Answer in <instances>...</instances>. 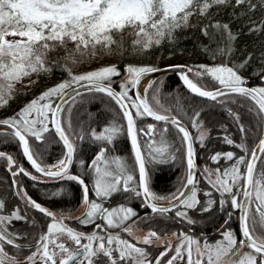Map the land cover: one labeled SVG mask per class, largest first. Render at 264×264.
Segmentation results:
<instances>
[{"label":"snow or ice","instance_id":"obj_1","mask_svg":"<svg viewBox=\"0 0 264 264\" xmlns=\"http://www.w3.org/2000/svg\"><path fill=\"white\" fill-rule=\"evenodd\" d=\"M244 5L247 11L258 7L253 0H0V105L8 102L14 83L30 73L49 72L56 67L67 72L64 79L45 87L17 113L0 119V125L7 126L0 128V135L18 140L23 157L40 174L39 177L33 175L12 154L0 151V158L6 159V168L13 177L11 187L32 209L50 218L46 231L42 230L35 239L34 247L28 243L20 244L18 238L26 237L27 233L12 230V221L25 220L29 225L35 222L27 220L26 213L22 215L19 206L5 212V202L0 200V264H35L37 260L39 264H57V258L58 264H175L177 260L183 261L185 256L186 264H204L205 260L206 264H264V156L261 155L264 154V74H260L264 73V56L252 68V73L258 74L261 83L250 86L242 70L252 62L253 53L247 52L237 61L228 63L234 53L238 33L232 30L229 23L213 20L211 24H202L200 31L208 36L211 27L220 34L221 43L216 48L204 47L214 61L219 57L220 62L180 66L178 75L183 85L192 94L221 104L241 132L239 142L227 134L224 135V142L235 145L243 154L213 152L209 156L211 161L216 162L223 157L225 161H231L230 164L222 170L208 166L201 169V175L209 186L202 189L203 200L198 196L201 189L195 176V150L188 128L160 103V88H153L154 80L145 85L143 96L138 89L143 76L160 69L146 63L125 64L124 78L119 81L117 91L112 86L113 77L121 72L116 64H104L75 73L67 64H59V57L51 58L54 53L62 51L64 59L78 64L85 56L98 52L111 54L117 49L121 52L126 49L144 52L153 45H160L165 39L173 41L176 31L189 26L194 16L205 17L213 8L221 6L236 8ZM259 7L264 8V2ZM250 23V32H264V18L259 24L255 21ZM126 36L130 40V48ZM74 53L79 55V59ZM209 77L219 87L205 84V78ZM28 83L32 85L35 81ZM130 88L135 90V96L130 94ZM150 89L152 101L157 107L149 102ZM97 93L115 102L122 114L121 120L113 117L99 130L90 126L86 132L82 124L74 128L72 105L78 99L82 100V94L94 97ZM237 97L248 99L255 105L250 110L256 112L260 137L250 154L240 114L225 103L226 99L234 103ZM132 109L135 110L134 115ZM200 113V109H193L188 118L197 130L195 140L203 146L208 130L199 119ZM140 117L163 122V127L157 128L148 123L147 131L143 127L137 128L136 118ZM122 122H126L134 166H130L124 157L110 154L109 146L124 131ZM169 123L182 134L186 179L181 178V186L175 191L162 195L150 187L151 177L138 142V132L153 137L146 142L148 163L174 161L176 157L170 150L166 135ZM156 135L159 140L155 139ZM49 137L58 138L62 143V155L53 164L45 163L43 152L34 148L35 142H47ZM30 138L34 141L30 142ZM85 139L95 145L94 155L89 161L79 158L81 149L77 141L82 143ZM73 164L78 166L79 172L71 171ZM85 166L87 172L84 171ZM134 170H138V179ZM18 174L33 181L46 177L77 182L82 191L80 203L84 212L75 219L79 225H91L97 220L102 223H96L87 232L69 226L64 222L65 214L58 217L27 194L16 179ZM85 175L88 176L87 182ZM213 190L219 194L220 210L223 211L229 201L231 210L239 209V240L227 227L221 232L220 239L209 242L205 238L203 243L183 230L172 231L177 241L173 250L171 240L161 239L158 231L149 227L142 237H135V240L152 245L155 238L166 244L153 259L147 247L121 235V231L131 234L137 222L157 218L195 225L198 221L192 213L204 214L215 209L217 201L212 197ZM64 192L66 189L60 187L52 195L60 196ZM115 196L122 197L124 202L106 206V202ZM129 199L139 200L140 207L150 209V213L140 216L128 203ZM160 200H168L169 203L165 206L156 202ZM232 215L233 212L229 211L226 222ZM132 217L135 219L125 226V222ZM117 228L121 231L110 230ZM61 235L66 236L73 247L58 240ZM6 245L14 249V254L7 250ZM24 249H28L27 255H24L23 261L17 260V254ZM166 253L170 254L166 256Z\"/></svg>","mask_w":264,"mask_h":264},{"label":"trees","instance_id":"obj_2","mask_svg":"<svg viewBox=\"0 0 264 264\" xmlns=\"http://www.w3.org/2000/svg\"><path fill=\"white\" fill-rule=\"evenodd\" d=\"M253 2L258 4V7L253 11H247L246 5L236 8L231 6H221L218 9L213 8L205 17L194 16L189 26L176 31V38L173 41L165 39L160 45H153L150 49L145 50L144 52H132L129 49H126L123 52L117 49L111 54L98 52L96 55L89 54L85 56L88 58H86V60L82 59L78 64H73L70 61V66H67L71 68L73 72L78 73L88 69L87 66L89 65L90 59L96 58L101 62V65L114 63L121 70L119 75L113 77L112 86L118 91V80L124 76L125 64L146 63L153 65L156 68H160L168 64H180L184 66L197 65L200 63L212 64L215 62H220L219 57H217V60L214 61L208 52L204 50L205 46H207L209 49L216 48L217 45L221 43L220 34L215 32V30L211 27L208 29V36H205L200 31V26L202 24H211L213 20H219L221 23H229L232 30L238 33L234 42V53L228 63L231 64L233 61H237L238 58H242L247 54V52H252V62L245 69H243L242 72L246 77H248L247 83L250 86L257 85L261 82L259 81L258 74L252 73V68L254 65L259 64L261 57L264 56V32H250L249 28L251 27L250 21H255L257 24H259L261 19L264 18V8L259 7V4L264 2V0H253ZM125 40L129 44L130 48V40L127 36L125 37ZM74 55H76L79 59L78 54L74 53ZM58 57L59 64H66L64 53L62 51L59 53H54L51 58L57 59ZM30 75H32L31 81H35V83L32 85H29L28 83L25 88L16 92L13 90L11 96L8 97V102L5 105H0V119L17 113L25 103L31 100L45 87L53 84L54 79H64L67 76V72L59 67H56L49 72H42L39 74L30 73ZM189 75L191 77V73H189ZM154 81L156 85L160 84L159 94L162 105L166 103L167 100L165 99L167 95L171 96V99L174 97L175 103H171L170 105L166 104L164 106L169 108L172 114L177 115L180 118L181 122L188 128L190 134L193 137L196 158V178L198 180V186L201 189V191L198 192V196L201 198V200H203L205 197L202 189L209 186L204 180V177L201 175V169L204 166H208L213 169L219 167L222 170L231 162L225 161L223 157H221L220 160L213 162L209 159V156H206V154L210 151H233L238 155L243 154L240 149L235 147V145H229L224 142L225 134L230 135L233 140L239 142L241 137L239 127L236 123H234L233 118L227 113L221 104L190 94L183 88L175 74H166L155 78ZM204 83L210 87H219L218 83L212 81L210 77L205 78ZM73 86L75 85H72V87ZM149 91L148 99L149 102L152 103V97H150L152 89ZM228 95L233 96L235 94ZM69 103H71V101H69ZM225 103L228 107H231L234 111H237L240 114L241 122L245 125V142L248 145L250 154L253 146L260 136V128L257 127L256 112L250 110V108H255L254 102L248 99L237 97L234 103L231 99H226ZM152 105L153 107H157V105L154 103H152ZM197 108L201 110L199 119L204 122L203 127L208 130V135L205 138L203 146L199 141L195 140L197 130L192 126V121L188 118L193 114V109ZM66 110L67 108H65V112ZM132 112L134 115L135 110L132 109ZM185 113H187V116H185ZM113 117L121 120L122 114L119 113V108L117 105H115V102L102 93H97L94 97L87 94H82V100L78 99L77 102L72 105L71 121L73 127L79 128L82 124L86 132L90 130V126H96L97 130H99L100 126H102L104 123H107ZM122 123L124 131L115 139L114 144L109 146L110 154L122 156L126 159L130 166H134V156L131 151V144L127 137L125 123ZM148 123L156 125L157 128L163 127L162 123H157L147 119L146 117L136 118L137 128L143 127L145 131H147L146 125ZM249 129H251V131H249ZM166 135L170 150L175 155L176 159L174 161L169 160L167 163H148L149 157L147 155L148 149L146 148V142L149 139H153V137L146 136L143 133L138 132V142L141 146L142 152L145 155L149 175L151 173L150 187L153 191L162 195L175 191L181 186V178L186 179V160L184 159L185 149L184 145L182 144V134H179L178 130L174 126L168 125V131ZM155 139L159 140V136L156 135ZM33 141L34 138H30V142ZM77 143L81 149L79 152V158L85 159L86 161L91 160V157L94 155L95 145H93L87 139H85L82 143L79 141H77ZM34 148L37 151L43 152V161L47 164H53L62 155V145L57 138L49 137L47 142H35ZM0 151L12 154L19 164H22L26 169L32 172L33 175H36L23 161L17 140H14L6 135H0ZM261 155L264 156V154ZM176 163L178 166L177 171L174 170ZM71 171L75 173L79 172L80 169L76 164H73ZM84 171L87 172L86 166ZM134 174L136 175V170H134ZM84 178L87 182L88 176L85 175ZM12 179L13 177L6 168V159L0 158V200L5 202L4 211L8 212L13 207L19 206L21 214L24 215L26 213L27 220L35 222L34 225H29L25 220L14 219L11 223L12 230L27 233L26 237L22 236L18 238V243H28L33 246L34 241L36 238H38L40 232L42 230L46 231L47 220L50 218H47L43 213L32 209L31 206L26 204V202H22L20 197L16 195L15 189L11 187ZM16 179L19 184L23 185L24 190L29 196H31L33 199H36L51 211L55 212L58 217L61 214H65L64 221H67L66 223L69 224V226L87 232L91 231L96 223H102V221L97 220L91 225H79L78 220L75 219L76 217L80 216H76V213L78 212V208L81 204L80 198L82 195V191L77 182L68 180H46L44 178L33 181L30 177L24 176L23 174H18ZM60 187L65 188L66 192L62 193L60 196H53L52 192L56 188ZM89 187L91 189V185H89ZM89 195L91 198V191ZM212 197L217 201L215 209L204 214H200L198 212L192 213V215L198 221L195 225L189 226L186 223H173L170 219L166 220L157 218L156 220L152 221V224L151 221H144L143 223L137 222L133 228L143 227L142 229L148 230L149 227H153L158 231L160 237L172 235L168 233L172 230H176L177 232L179 230H183L191 235H194L201 243H203L205 238L209 242L220 239L221 232L225 227H227L237 235V239L239 240L238 209L231 210L229 201L225 206V209L222 211L220 210V206L218 204L219 194L215 193L213 190ZM122 202H124L122 197L115 196L106 202V206H113ZM156 202L166 203L168 200H160ZM128 203L140 216H143L145 212L150 213V210L147 208L140 207L139 200L129 199ZM69 209H71L70 216L73 220L68 218ZM229 211H232L233 215L230 219H227L226 222ZM172 215H174V213H172ZM134 219L135 217L130 218L129 221L125 222V226L131 223V221ZM189 228L191 229L190 232ZM110 230L121 231L118 228ZM121 235L124 238L134 242L128 233L121 231ZM176 242V240L173 242V250ZM139 245L147 247L151 252L152 257H154L158 252L162 251L165 247L157 246L155 243L152 245H144L141 242ZM6 248L13 249L11 246L7 245ZM169 254L170 253H166V256ZM204 264H206V260Z\"/></svg>","mask_w":264,"mask_h":264},{"label":"rangeland","instance_id":"obj_3","mask_svg":"<svg viewBox=\"0 0 264 264\" xmlns=\"http://www.w3.org/2000/svg\"><path fill=\"white\" fill-rule=\"evenodd\" d=\"M9 38H11V37H9ZM86 58H88V57H85V58H83V59H85L86 60ZM93 60V61H92ZM65 61H66V64L68 65V66H70V64H69V62H70V60H66L65 59ZM101 62L99 61V60H97L96 58H94V59H90L89 60V65L87 66L88 67V69L87 70H90V69H92V68H95V67H97V66H99V65H101L100 64ZM124 78V76H122V78H120L119 80H118V82L121 80V79H123ZM32 80V75H30V74H28V75H26V76H24V77H22L19 81H17V82H15L14 83V87L15 88H13V90H15V92L16 91H18V90H21V89H23V88H25V86H27V84H28V82L29 81H31ZM154 80V79H153ZM57 81H59L58 79L56 80V79H54V83L55 82H57ZM148 83V82H147ZM146 83V84H147ZM145 84V85H146ZM158 84V83H157ZM156 86H159V88H160V84H158V85H156V84H154L153 85V88L154 87H156ZM144 89H145V86H144ZM144 89L142 90V95H144ZM151 90V89H150ZM129 92H130V94L133 96V94H132V89L130 88L129 89ZM150 92V91H149ZM150 97H152V91H151V95H150ZM58 98V97H57ZM56 98V99H57ZM159 101H160V94H159ZM164 98V97H163ZM165 100H167L166 101V103H164V105H170L171 103H175V100H174V97H173V99H171V96H169V95H167V97H166V99ZM170 100V101H169ZM151 101H152V98H151ZM152 103H154L155 104V102L154 101H152ZM161 104H162V101L160 102ZM214 108H219V107H214ZM66 112H67V110H66ZM245 117H246V114H245ZM251 153V152H250ZM20 197V196H19ZM20 199H21V197H20ZM22 200V199H21ZM22 202H26L25 200H22ZM84 211V207H83V205L82 204H80V206H79V208H78V212L76 213V216L77 215H79V214H81L82 212ZM58 216V215H57ZM138 226V225H137ZM143 227H141V228H138V227H134L133 228V230H132V232H131V234H129V236L131 237V238H133L134 239V236L135 237H142L147 231L146 230H144V229H142ZM139 235V236H138ZM166 237L168 238V240H171V241H175L176 240V238L175 237H173L172 235H166ZM161 239H163V238H161ZM58 240H63L66 244H67V246H69V247H73V244H72V242L70 241V240H68L67 239V237L66 236H63V235H61V236H58ZM134 242H136V241H134ZM137 243H140V242H137ZM153 243H155V245H157V246H159V245H161V243H160V240H157V239H154L153 240ZM237 246L239 247V244L237 243ZM10 253H12V254H14V250L13 249H7ZM28 253V252H27ZM27 253H26V255H27ZM18 255V254H17ZM234 259L235 258H237V257H233ZM23 258H20V259H17V260H19V261H23L22 260ZM35 264H39V261L37 260L36 262H35ZM57 264H58V258H57ZM175 264H186V256H185V259L183 260V261H181V260H177L176 262H175Z\"/></svg>","mask_w":264,"mask_h":264},{"label":"water","instance_id":"obj_4","mask_svg":"<svg viewBox=\"0 0 264 264\" xmlns=\"http://www.w3.org/2000/svg\"><path fill=\"white\" fill-rule=\"evenodd\" d=\"M173 66H176V67H173V68H166V67H160V68H158V69H160V71H157V72H154V73H151V74H146L145 76H143V78L139 81V83H138V89H139V92H140V86H141V83L144 81V80H147V79H151V80H153V79H155V78H158V77H160V76H163V75H166V74H168V73H173V74H175L176 76H177V78L179 79V82L181 83V85L183 86V88L187 91V92H189L190 94H192L187 88H186V86H184L183 85V82L180 80V78H179V75H178V71L179 70H181V68H180V66H182V65H180V64H174ZM185 71H186V69H184ZM73 87H75V86H73ZM132 94H133V96H135V90H133L132 89ZM141 94V93H140ZM142 95V94H141ZM192 95H194V96H196V97H199V96H197V95H195V94H192ZM143 96V95H142ZM199 98H201V97H199ZM57 99H59V98H57ZM202 99H205V100H208L207 98H202ZM147 119H149V120H152V121H155L153 118H151V117H146ZM155 122H157V123H162L163 124V122H158V121H155ZM125 123V127H126V122H124ZM169 125H172L171 123H169ZM173 126V125H172ZM185 126V125H184ZM7 126H4V125H0V128H6ZM9 131H10V129H9ZM127 132V131H126ZM58 139V138H57ZM259 140V139H258ZM17 142H18V140H17ZM258 143V141L256 142V144ZM60 144L62 145V143L60 142ZM130 144H131V142H130ZM255 144V145H256ZM254 145V146H255ZM18 146H19V143H18ZM19 150H20V152H21V155H22V150L19 148ZM22 158H23V161L25 162V164L28 166V168L30 169V170H32L36 175H38V176H40V174L39 173H36L35 172V170L34 169H32V167H31V165L27 162V160L23 157V155H22ZM195 164H196V158H195ZM137 174H138V170H137ZM195 176H196V168H195ZM42 178H46V177H42ZM169 202H167V203H164V204H162V205H165V206H167V204H168ZM148 210H150V209H148ZM38 211V210H37ZM238 217H239V209H238ZM238 225H239V221H238ZM155 238H153V240H154ZM34 246V245H33Z\"/></svg>","mask_w":264,"mask_h":264},{"label":"bare ground","instance_id":"obj_5","mask_svg":"<svg viewBox=\"0 0 264 264\" xmlns=\"http://www.w3.org/2000/svg\"><path fill=\"white\" fill-rule=\"evenodd\" d=\"M168 65H174V64H168ZM166 65H164V66H162V67H165ZM168 74H171V73H168ZM173 74V73H172ZM149 80H151V79H147V80H144L142 83H141V86H140V93L142 94V90L144 89V86H145V84L149 81ZM260 137V136H259ZM259 139V138H258ZM258 141V140H257ZM256 144V143H255ZM193 147H194V141H193ZM184 149H185V146H184ZM213 152H215V151H210V152H208L207 154H206V156H210L211 155V153H213ZM177 169H178V166H177V163H176V165L174 166V170L175 171H177ZM136 175H137V179H138V174H137V170H136ZM150 175H151V173H150ZM44 179H46V180H50L49 178H44ZM157 203H159V204H164V203H162V202H157ZM151 224H152V221H151ZM119 229V228H118ZM147 231V230H146ZM172 231H176V230H172ZM172 231L171 232H168V233H170V234H172ZM139 236V235H138ZM161 238H163L165 241H168V238L166 237V236H163V237H161ZM133 239V238H132ZM134 241H136L135 240V236H134V239H133ZM136 242H138V241H136ZM141 243V242H140ZM172 243H173V241H172ZM143 244V243H142ZM159 246H166V244H161V245H159ZM159 253V252H158ZM157 253V254H158ZM156 254V255H157ZM155 257V256H154ZM154 257H153V259H154Z\"/></svg>","mask_w":264,"mask_h":264},{"label":"flooded vegetation","instance_id":"obj_6","mask_svg":"<svg viewBox=\"0 0 264 264\" xmlns=\"http://www.w3.org/2000/svg\"><path fill=\"white\" fill-rule=\"evenodd\" d=\"M38 180H39V179H38ZM79 215H81V214H79ZM70 220H73V219L71 218ZM64 222H65V221H64ZM66 222H67V221H66ZM66 222H65V223H66ZM27 250H28V249H24L22 253L18 254V255H17V259L23 258L24 255H26V253L28 252ZM22 260H23V259H22Z\"/></svg>","mask_w":264,"mask_h":264}]
</instances>
